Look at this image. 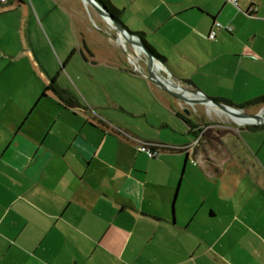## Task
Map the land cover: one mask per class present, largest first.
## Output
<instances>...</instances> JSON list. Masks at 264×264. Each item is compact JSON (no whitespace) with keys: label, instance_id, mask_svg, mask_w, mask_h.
<instances>
[{"label":"crops","instance_id":"0c3cea01","mask_svg":"<svg viewBox=\"0 0 264 264\" xmlns=\"http://www.w3.org/2000/svg\"><path fill=\"white\" fill-rule=\"evenodd\" d=\"M108 1L180 85L238 106L264 95V0ZM61 2L70 39L55 68L27 35L37 12L57 35L51 11L0 2V264H264V234L245 226L260 217L208 224L218 199L242 212L246 190L221 170L231 163L226 141L200 138L192 112L204 105L156 88L143 77L144 56L136 66L99 17L98 32L87 25L86 5ZM244 10L257 28L237 23ZM213 22L231 32L207 39ZM224 72L234 74L237 97L190 78L214 85ZM246 93L252 98L238 96ZM143 145L158 157L140 152ZM182 155L196 160L207 185L176 186Z\"/></svg>","mask_w":264,"mask_h":264},{"label":"rangeland","instance_id":"374dc122","mask_svg":"<svg viewBox=\"0 0 264 264\" xmlns=\"http://www.w3.org/2000/svg\"><path fill=\"white\" fill-rule=\"evenodd\" d=\"M31 4V6L35 7L38 10L39 5H43L46 9L50 10V16H48V20H54L55 29L57 28V35H52L49 28L46 25V21L43 20V17L37 12L39 15V20L37 19V26L30 25L27 35L28 39L33 40L37 42V49L39 48V56L43 60V62L51 67L55 68V62L57 61V57L60 56V50L62 48H67V41L70 39V32H68V28L65 26V23L67 21L66 14H63L62 12H59L62 8V2L61 0H52L57 1L58 8L49 0H26ZM79 4H82L81 0H76ZM232 6L236 7L233 3L228 1ZM67 5V4H66ZM83 5V4H82ZM88 13H85V20L87 25L90 26V28L94 32H98V29L100 30L101 27H99V23L101 25H104L106 29L107 35L115 40V32L108 26L106 23L102 21V18L88 5L86 6ZM245 10L240 12L241 17H238L237 23H242L245 21V24L252 25L253 28L258 27V22L254 21L253 19L246 22L248 20ZM236 11L233 10L231 13V16H234ZM245 15V16H244ZM97 17L100 18V22L98 23ZM220 24V23H219ZM221 25V24H220ZM220 29H224L226 31L231 32L230 27H223L221 25ZM220 36H222L221 32L219 33ZM121 42L123 41L120 39ZM214 40V39H213ZM119 45V44H118ZM120 46V51L122 50L123 54L125 56L130 55L133 57V59L136 60V65L140 66V68L144 67V58L143 54H139V57L136 56V54L132 51V46L124 43V47ZM135 52L138 54L140 53L138 49H134ZM128 62V59L126 60ZM134 61V60H132ZM129 64V63H128ZM131 65V64H129ZM60 67V65H59ZM142 71V69H139ZM227 72V71H226ZM162 75H164L163 72H161ZM234 74L232 73H222L220 76L219 84H211V78H204L198 79V76L196 75H190V78H192L193 82H198V84H201L200 82H207L208 88L212 87L217 88L218 92L221 95H227L231 97H237L235 95H232L230 93V87L232 86L230 78H232ZM254 78L250 79V83L253 84L256 82ZM205 86V85H204ZM203 93V92H202ZM204 94V93H203ZM261 94H264V90ZM206 97H208L206 94H204ZM241 96L240 98H252V93L249 94H243L238 95ZM262 106H252L246 108L244 111L246 114H255L260 112L264 116V109L260 111ZM194 115V118L196 119V124L199 126L200 124V131L202 130L205 135H208L207 132L210 133V137H217L216 129L213 130L210 128L212 123L215 125H229V126H237L229 116L226 114L220 113L219 111L212 109H207L205 106H200L196 108L195 113L192 112ZM193 132L196 133L195 127H192ZM209 129V130H208ZM233 129V128H232ZM172 135V134H171ZM174 135V134H173ZM172 135V136H173ZM221 139L226 141V146L230 151L231 154V163L227 165H222L221 170H224L225 172L227 170L232 171L233 175L236 178L235 182L241 183V186L244 190H246L245 193H243V197L240 198L241 203L244 205V210L241 212L239 207L235 206L234 209L229 208V211L224 207V203L221 202L219 199L216 200L215 206V212L217 214V219L214 221H210L208 224L212 225L214 229L220 228L223 229L225 226V222L229 218H236V222L233 221L232 225L234 224L235 227L238 225L237 222H241V218L243 217H260L259 221H250L252 224L245 223V226H249L252 228V230L259 232L260 234H264V125L261 127H248V126H237L233 129V131H225L220 130V133L218 134ZM190 141V138H188V142ZM146 155V154H145ZM195 160V159H194ZM191 159H185V156L182 155L178 159V175L177 177V183H180L182 186V190L185 185H207L209 182L205 180V178L196 172L197 169H200L199 164L196 162V160ZM195 162V163H194ZM233 175H230V178L233 177ZM224 180H218L216 181L218 184L224 183L226 176H223ZM256 185L260 187L259 189L256 188ZM189 202H192V199H188ZM239 201V200H238ZM240 211V212H239ZM203 215L205 213L203 212ZM207 215V214H206ZM201 217V216H199ZM207 218V217H206ZM197 220V219H196ZM207 220V219H206ZM229 222V220L227 221ZM247 222V221H246ZM197 222H193L191 225L192 228L197 227Z\"/></svg>","mask_w":264,"mask_h":264},{"label":"water","instance_id":"95a60500","mask_svg":"<svg viewBox=\"0 0 264 264\" xmlns=\"http://www.w3.org/2000/svg\"><path fill=\"white\" fill-rule=\"evenodd\" d=\"M84 5H88L91 7L103 20L107 21L108 26L115 32V40L124 47V43L131 45L139 50L141 54H143L145 58V73L143 77L154 85L159 90L167 93L172 98L176 99L179 102L185 103L187 105H204L210 106L215 110L226 114L234 121L235 119L248 120V122L243 124H238L240 126H248V127H256L264 125V116L258 112L253 114L243 113V110L237 109L235 107L220 103L211 99L210 97H206L202 92L197 89L182 86L177 83L176 79L169 74L162 65L154 56H151L146 48L143 46L141 42L136 40V37L128 31L124 26L113 19L111 14L107 12V10L99 5L95 0H81ZM122 39V43L119 42ZM164 75H162V73ZM264 109L263 107L260 111ZM185 114H188V111H184Z\"/></svg>","mask_w":264,"mask_h":264},{"label":"trees","instance_id":"16d2710c","mask_svg":"<svg viewBox=\"0 0 264 264\" xmlns=\"http://www.w3.org/2000/svg\"><path fill=\"white\" fill-rule=\"evenodd\" d=\"M99 5H101L102 7H104L107 12L109 14H111V16L113 17L114 20L119 21V13L118 11L109 3L108 0H95ZM144 43L143 46L146 48V50L149 52V54H151V56H154L158 61H161L163 62V59L160 55H157L151 48L150 46L148 47L145 43V41H142ZM48 90V89H46ZM215 101L217 102H220V103H223V104H226V105H229V106H232V107H235L237 109H246L248 107H252V106H258V105H261V104H264V95L261 96V97H258V98H255L249 102H246L242 105H232V104H229V103H226L225 101H221V100H216L214 99ZM152 159V158H151Z\"/></svg>","mask_w":264,"mask_h":264},{"label":"built area","instance_id":"2783aa9c","mask_svg":"<svg viewBox=\"0 0 264 264\" xmlns=\"http://www.w3.org/2000/svg\"><path fill=\"white\" fill-rule=\"evenodd\" d=\"M5 0H0V2H4ZM231 3L236 5V0H229ZM221 25L217 22H213V29L210 30L209 34L207 35V39L213 40L215 39L216 36V29H220ZM128 63L133 65L132 58H128ZM137 66V65H136ZM137 71V70H135ZM140 152L146 154L148 158H157L158 157V152L152 148H148L147 146H140L138 149Z\"/></svg>","mask_w":264,"mask_h":264},{"label":"flooded vegetation","instance_id":"af4514ba","mask_svg":"<svg viewBox=\"0 0 264 264\" xmlns=\"http://www.w3.org/2000/svg\"><path fill=\"white\" fill-rule=\"evenodd\" d=\"M241 110H243V113H246L244 110L245 109H241ZM217 111V110H216ZM188 114H189V112H188ZM232 120V119H231ZM233 121V120H232ZM235 124H237L235 121H233ZM211 127V129L213 130L214 128L216 129V128H219V129H216V134H217V137H219V133H220V130L222 129V130H225V131H233V129L235 128V127H237V126H240V125H238L237 124V126H227V125H222V124H220V125H215V123L213 124L212 123V125H210ZM214 127V128H213ZM257 127H261V126H257ZM233 128V129H232ZM254 128V127H253ZM209 130V129H208ZM208 133V135H205L204 133H203V131L201 130L200 131V138H203V139H208V138H211L209 135H210V133L211 132H207Z\"/></svg>","mask_w":264,"mask_h":264},{"label":"bare ground","instance_id":"6f19581e","mask_svg":"<svg viewBox=\"0 0 264 264\" xmlns=\"http://www.w3.org/2000/svg\"><path fill=\"white\" fill-rule=\"evenodd\" d=\"M103 22L104 23H108L107 21H105V20H103ZM108 25V24H107ZM119 40H120V38H119ZM119 42H121V40L119 41ZM122 43V42H121ZM134 49H135V47H133ZM132 57V56H131ZM210 107V106H209ZM211 109H212V107H210ZM214 109V108H213ZM215 110V109H214ZM263 111V110H262ZM234 121L236 122V123H238V124H243V123H246V122H248V120H242V119H235L234 118Z\"/></svg>","mask_w":264,"mask_h":264}]
</instances>
